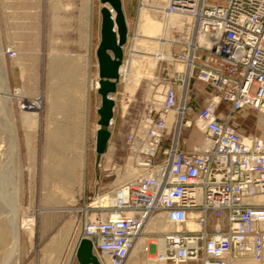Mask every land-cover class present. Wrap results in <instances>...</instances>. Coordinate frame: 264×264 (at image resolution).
<instances>
[{
    "label": "built area",
    "instance_id": "1",
    "mask_svg": "<svg viewBox=\"0 0 264 264\" xmlns=\"http://www.w3.org/2000/svg\"><path fill=\"white\" fill-rule=\"evenodd\" d=\"M162 9L190 23L160 60L161 99L124 134L119 170L130 164L138 175L110 189L109 204L76 209L78 238L92 241L100 264H126L137 246L149 264H264V137L239 123L246 111L264 114V0H167ZM194 81L210 88L199 109ZM36 98L19 95V109L38 110ZM194 133L203 140L190 144Z\"/></svg>",
    "mask_w": 264,
    "mask_h": 264
},
{
    "label": "rangeland",
    "instance_id": "2",
    "mask_svg": "<svg viewBox=\"0 0 264 264\" xmlns=\"http://www.w3.org/2000/svg\"><path fill=\"white\" fill-rule=\"evenodd\" d=\"M83 1L0 0V42L2 51L0 53L2 61L0 63H3L8 71L11 94H13L11 98L12 109L19 139V157L21 159L22 191L19 196L21 201L19 216L22 220L20 264H50L49 261L40 259L44 244L35 243L34 239L33 243L30 244L39 225V216H47V222L44 225L49 229L50 236L58 232V235L64 238L70 232L63 248L65 249L71 236L78 239L80 214H76V209L82 207L84 203L94 202L96 194L101 196L107 194L124 178V171L119 170V165L125 155L123 149L124 134L146 105L151 101H156L158 96H161L160 92L163 86L156 84L155 81H157L162 67L167 65L166 62L161 63L157 60L173 48L167 43L160 50L158 57L143 53L147 56L142 60L143 67L147 68L148 72H152L151 77L145 76L142 78L139 89L129 101L124 95V76L119 77L116 90L112 93L115 101L112 119L114 123L111 128L109 127L111 134L105 152L99 159L97 158L95 167H93V162L95 154H97L95 150L96 130L100 126L98 109L102 104V95L96 88H91V123L89 140L87 141L91 164L87 178L86 195H84L81 191L80 170L77 172L79 167L82 170L84 169L82 153L77 158L78 151H80L77 146L79 144L77 142L79 139L77 136L78 127L73 126L72 123L63 124V128L58 127L64 122L65 116L56 110L57 105H66L65 102L70 97H79V87L82 85L80 77L86 79L85 64L88 57V40L81 13ZM161 1L165 3V0H148V4L152 17L164 22L166 14L158 9ZM141 3L142 0H122L128 25V37L123 46L122 59V63L125 65L131 61L129 59L132 57L131 51L136 36V25ZM102 6L100 0H94L90 50L92 84L98 78L96 49L100 41V9ZM170 27L176 37L183 30L182 26L170 25ZM8 48H12L17 53L16 57L10 58L8 56ZM78 56L84 59V68L80 74L78 61L76 60ZM56 64L63 66L65 71L70 68L69 73L67 72L66 75L65 72L60 75L54 73L52 68ZM71 78H76L78 87H73V84L69 81ZM58 88H61L60 91H58ZM14 89H18L22 95L29 98L37 96L42 98L41 111L38 114L35 130H26L22 123L23 113L18 106L20 94H16ZM64 91L66 94L63 95ZM59 95H63L64 98ZM191 95H199V90L192 89ZM55 98L58 102L55 101ZM60 99L63 104L59 101ZM203 99L204 96H199L200 104ZM124 101L128 104L126 112L123 111L122 104ZM75 105L78 106L79 104L75 102ZM227 109L228 106L223 104L221 111L226 113ZM1 122L5 123L2 117H0V138L3 141L1 143L4 144L9 134L5 131L6 129ZM239 123L247 133L264 137V114L246 111L239 118ZM199 137L198 134H193L190 144L201 141ZM68 138L73 139L74 142H69L70 144L61 142L64 139L69 140ZM62 144H65L64 148L61 147ZM62 156H65V158L74 157L75 162L71 177L67 178L53 172L54 170L57 171L60 168L59 166L62 165ZM84 161L86 162V159ZM10 169L11 166L5 169L6 173L4 172L0 182V214H5L12 206L13 174ZM4 209L7 211L5 212ZM32 211L36 217V225L33 226L31 231L26 220L29 215H23ZM45 254L47 253L45 252Z\"/></svg>",
    "mask_w": 264,
    "mask_h": 264
},
{
    "label": "bare ground",
    "instance_id": "3",
    "mask_svg": "<svg viewBox=\"0 0 264 264\" xmlns=\"http://www.w3.org/2000/svg\"><path fill=\"white\" fill-rule=\"evenodd\" d=\"M166 1L167 0H165V3L163 1L160 2V4L158 5L159 10H163L162 8L166 5ZM93 4H94V0H84L83 4H82V8H81L82 9L81 13H82V18H83L84 28H85V32L87 34V40H88V46H87L88 47V57L86 58V64H85V66H86V79H85V83H84L85 87L82 86V88H83L82 90L84 91V104H85V106H84V108H82V110L84 109V111H83V124H81L82 125V129H81L82 133H81V136L79 137V139L77 141V142H79V144L77 146L80 149V152L82 153L81 157H82L83 168H84L85 163H86L84 161V159H86L85 158L86 150L88 149V144H87V141H88L87 115H88L89 92H90L91 88H96L97 90L99 88H101L100 79L97 78L94 81V83L92 84L91 76H90L91 65H92L91 64L92 61H91V51L90 50H91V43H92ZM140 5L141 6L139 9V13H138V21H137V25H136V33H135L136 36L134 38V44L132 47L133 49L131 51L132 57H131V59H129L131 61L127 65L122 63L119 66V75H120V77L124 76V80H125V89H124L125 94L124 95H126V97L128 99L127 101L131 100V97H133L136 94L137 90L139 89L142 78L145 76L151 77L152 72L151 73L148 72L147 71L148 69L147 68L145 69L143 67L142 60L145 59V57H147L143 53H145V54L148 53L152 56L158 57L160 50L167 43H169V45L172 46V41L177 38L172 33V29H171L170 25L182 26L183 30L181 33L182 34L184 33V36H186V34L188 33V27H189V23H190V18H184V17H181V16L174 14V13H171V14L165 13L166 14L165 20H164V22H162L160 20L155 19L150 14L148 0H142V3ZM107 6H109V5H107ZM109 8H110V6H109ZM111 12H112V15L114 18L115 13L112 10H111ZM116 30L117 29L115 26V31ZM170 51L171 50H168L166 55H164L163 57H161L157 61L168 60ZM0 53H2L1 42H0ZM0 61H2L1 58H0ZM52 69L54 70V73L56 72V74H59V75L61 73H64V72L66 75L69 73V70H70V68H68L69 70L67 69L68 71H65L64 67L63 66L61 67L59 64L58 65L56 64L55 66H53ZM59 89H61V88H58V91H60ZM80 89H81V87H80ZM56 93H59V92H56ZM16 94H20V96H24L21 94L20 91H18ZM12 95L13 94H11L8 71H7L6 67L3 65V63H0V117H2L4 119L5 123H2V122L1 123L4 125V127L6 129L5 131H7V133L9 134L7 139H5L6 141H4V144L1 143L3 141L0 138V182H1L2 176L5 172V169L8 168V166H11L10 170H11V173L13 174V180H12L13 200L11 202L12 206L9 209V211L4 209L5 212L7 211L5 214H0V264H20V233H21V227H22V220L19 216V211L21 208V201L19 199V196L21 195V191H22V176L20 174V172H21L20 171L21 159L19 157V154H20L19 153L20 152L19 139H18V135H17V131H16L15 119H14L12 102H11ZM59 96H61V95H59ZM56 97H57V95H56ZM159 97L161 99V96H158V98ZM108 98L114 100L112 95H108ZM156 98H157V96H156ZM158 98H157V100H159ZM36 100L38 101L37 103L39 104L38 110H35V111L22 110L21 112L23 113V115H22L23 121L25 120L29 123L36 121L37 116H38L39 112L41 111L42 98L40 96H37ZM55 100H56V98H55ZM122 105H123V111L126 112V110L128 108L127 102L124 101V103ZM108 129L110 131V128H107L105 126H99L97 128L95 150H96L97 145H98V140H97L98 133H100L101 136H105L102 132H108ZM2 130H3V128H2ZM100 134H99V136H100ZM61 139H63V138H61ZM202 140H203V137L201 138V141ZM61 142L62 143H67V142L71 143V142H74V140L73 139L62 140ZM63 146L65 147V144L61 145L62 148H64ZM67 158H68V160H67ZM67 158H65V156H62L61 157V160H63V162L61 163L62 165L59 166L60 168L57 171L54 170L53 172L57 173L58 175L61 174L62 176L68 178V177L72 176L71 173L73 172V164L75 161H74L73 156L67 157ZM58 160L60 161V158ZM16 167H17V169H16ZM137 175H138V171L136 169H134L129 164L123 173L124 178L120 182L127 180V179H131ZM120 182H118V184ZM109 202H110V196L108 194H104L101 197L95 199V201L92 202V205H96L97 203H101V204L106 205V204H109ZM3 212L4 211L2 210V213ZM29 213L25 214L23 216L29 215V217L26 218V220L29 223L28 227L32 231L33 226L35 227V225H36V218L34 216V213H32V212L30 214ZM150 226H154L157 230L169 229V227H167L165 224H163L157 220L156 221L152 220ZM190 227L195 228L196 224L191 223ZM57 236H59V235L57 234ZM56 239H57V237L54 238V240H56ZM57 241H58L57 242L58 245L61 246L62 244L61 245L59 244V240H57ZM50 245L53 246L52 243ZM54 245L56 247V243H54ZM47 248H48V246L44 247V249H43L44 255H46L45 252H46ZM136 248L133 250V252L136 251ZM51 249H52V247H51ZM50 253H52V252L50 251ZM43 258H44V256H43ZM134 260H131L130 263L134 262ZM139 263H140V261H139ZM142 263H144V262L142 261ZM233 264H258V263L256 261H252V260H235L233 262Z\"/></svg>",
    "mask_w": 264,
    "mask_h": 264
},
{
    "label": "water",
    "instance_id": "4",
    "mask_svg": "<svg viewBox=\"0 0 264 264\" xmlns=\"http://www.w3.org/2000/svg\"><path fill=\"white\" fill-rule=\"evenodd\" d=\"M103 6L100 9L101 27L100 41L96 49L98 61V78L101 81V88L98 92L102 95V104L98 109L100 126L110 127L113 119L115 101L108 98L116 90V83L119 80V66L123 59V46L128 37V25L122 0H100ZM109 5V6H107ZM112 11L115 16L113 18ZM116 26V31H115ZM98 133V145L96 148L98 159L105 152L111 131ZM100 134V136H99ZM97 159V160H98ZM79 264H100L93 252V243L90 239L79 237L73 253Z\"/></svg>",
    "mask_w": 264,
    "mask_h": 264
},
{
    "label": "crops",
    "instance_id": "5",
    "mask_svg": "<svg viewBox=\"0 0 264 264\" xmlns=\"http://www.w3.org/2000/svg\"><path fill=\"white\" fill-rule=\"evenodd\" d=\"M76 60L78 61V69H79V74H80V72H82L81 70H83V68H84V59L83 58H80V56H78L76 58ZM80 79H81V84L82 85H81V89L79 87V91H80L79 97L78 98H75V97L72 98V97H70L69 100H67L65 102L66 105H63V106L62 105L61 106L58 105V106H56L57 112L58 111L59 112L61 111L60 113L63 112L62 114H63V116H65L64 122H62L58 127L63 128V126H64L63 124L72 123L73 126H77L78 127L77 128L78 129V132H77V136L78 137H80L81 136V133H82V130H81L82 129V125L81 124H83V111H84V109L82 110V108H84V106H85V104H84V91L82 90L83 89L82 86H84L85 80H84V78H81V77H80ZM91 80H92V77H91ZM69 81H71V84H73V87H75V86L78 87V84L76 82V78H71V80H69ZM193 89L199 90V95H191L190 101H191L192 104L195 105V107L197 109H199L206 102V100L208 99V96L210 94V88L205 83H203L201 81H194L193 82ZM64 94H66V93L64 92L63 95ZM63 95L61 97H63ZM199 96L200 97H203L204 96V99L202 100V103L201 104L199 103ZM57 99H58V97H57ZM90 100H91V90L89 92V98H88V115H87V122H88L87 123V125H88L87 126V136H88V140H89V131L88 130H90V123H91ZM56 102H58V101H56ZM60 102L62 103V100L61 99H60ZM75 102L78 103L79 105L76 106L75 105ZM21 119H22V123L24 124L26 130L29 131V130H35L36 129V127H37L36 124H37L38 116H37L36 121L35 122H32V123H29V122H27L25 120L23 121V118L22 117H21ZM113 123L114 122L112 120V124L110 125V128L113 125ZM96 132H97V130H96ZM194 134H198V133H194ZM54 135L56 136V134H54ZM199 136H200L199 138L201 139L202 136L201 135H199ZM64 140H66V139H64ZM88 151H89V149L87 150V154H86V165H85L84 169L82 170L81 167H79L77 169V172L80 170L81 191H82V193H84V195H86L87 178L89 176V172H90L89 167H90V164H91V162L89 160V156H88ZM80 153L81 152L78 151L77 158L80 157L79 156ZM97 158H98V156H97V154H95V160L93 162V167H95L96 164H97ZM90 191H92V190H90ZM93 192H95V191H93ZM46 222H47V216H39V221H38L39 225L37 227V230L34 232L35 234L32 237V241L30 242L29 241V238L27 237V239L30 242V244L33 243V239H34L35 243L36 242H40V243H43L44 244V246L42 247L41 253H40V259L41 260L49 261L50 264H79L78 261L76 260V258H73V253H74L75 246H76V243H77V238H73L71 236L69 238L68 242L66 243L67 245H66L65 249H63L64 248V245H65V242H66V240H67L68 235H69L70 232L64 238L62 236H57L58 232H56L54 235L50 236L49 235L50 234L49 229L47 228L46 225H44ZM55 237H57L56 240H54ZM57 240H59V244L60 245L62 244L61 246L58 245V243H57L58 241ZM49 243L50 244L52 243L53 246L50 245ZM54 243H56V247H55ZM49 245L52 247L53 250L51 249V247ZM47 246H48V248L46 250L47 254L44 255L43 254V248L44 247H47ZM50 251L52 253H50ZM20 252H21V249H20ZM43 256H44V258H43ZM146 257H147V255L142 252V250L140 249V247H137L136 248V251L133 252L130 255V257L127 259L126 264H138L139 261H140L139 264H149L148 262H146L147 261L146 260ZM131 260H134V262H131L130 263ZM142 261L144 263H142Z\"/></svg>",
    "mask_w": 264,
    "mask_h": 264
}]
</instances>
